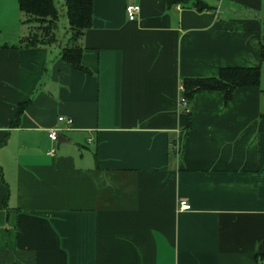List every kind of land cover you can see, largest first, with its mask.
I'll use <instances>...</instances> for the list:
<instances>
[{
  "label": "crops",
  "instance_id": "1",
  "mask_svg": "<svg viewBox=\"0 0 264 264\" xmlns=\"http://www.w3.org/2000/svg\"><path fill=\"white\" fill-rule=\"evenodd\" d=\"M205 1L93 0L85 72L69 35L16 47L30 28L0 0V264H263L264 0ZM259 65L181 103L185 78Z\"/></svg>",
  "mask_w": 264,
  "mask_h": 264
},
{
  "label": "trees",
  "instance_id": "2",
  "mask_svg": "<svg viewBox=\"0 0 264 264\" xmlns=\"http://www.w3.org/2000/svg\"><path fill=\"white\" fill-rule=\"evenodd\" d=\"M169 3H191L198 10L207 9L209 4L205 0H169ZM19 6L25 15L24 23L30 30L20 39L18 48H29L59 43L57 30L60 12L55 0H19ZM64 7L69 22V37L62 46V58L76 69L89 72L83 64L84 49L81 38L85 31L92 26L93 0H65ZM261 59L264 60V40L261 42ZM262 77L261 66L254 67H223L218 76L207 78H185L184 96L191 102L200 90H223L229 101L232 92L241 86H259ZM31 101L20 104L14 124H19L25 107ZM264 264V254L261 255Z\"/></svg>",
  "mask_w": 264,
  "mask_h": 264
},
{
  "label": "built area",
  "instance_id": "3",
  "mask_svg": "<svg viewBox=\"0 0 264 264\" xmlns=\"http://www.w3.org/2000/svg\"><path fill=\"white\" fill-rule=\"evenodd\" d=\"M141 10L140 5L138 4H129L126 7V11H127V15L128 18L130 20H135L138 17V14ZM182 91H184V87L183 85L181 86ZM181 103L184 105V107L186 108V110L189 111L190 109V102L189 100L185 97L182 96L181 97ZM60 121H66L68 123L69 126H71L73 124V119L72 118H66L65 116H60L59 117ZM49 136L53 141H58L59 137H60V129L59 128H52L49 130ZM55 151V148H52L51 152L53 153ZM180 208L182 210H187L191 208V204L187 201V200H181L180 201Z\"/></svg>",
  "mask_w": 264,
  "mask_h": 264
},
{
  "label": "rangeland",
  "instance_id": "4",
  "mask_svg": "<svg viewBox=\"0 0 264 264\" xmlns=\"http://www.w3.org/2000/svg\"><path fill=\"white\" fill-rule=\"evenodd\" d=\"M55 2L60 12V21L57 33L60 40H62L65 36L69 35V22L67 21L66 11L64 7L65 0H55Z\"/></svg>",
  "mask_w": 264,
  "mask_h": 264
}]
</instances>
